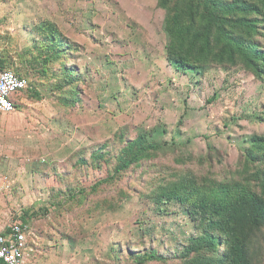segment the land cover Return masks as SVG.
<instances>
[{
	"label": "rangeland",
	"instance_id": "1",
	"mask_svg": "<svg viewBox=\"0 0 264 264\" xmlns=\"http://www.w3.org/2000/svg\"><path fill=\"white\" fill-rule=\"evenodd\" d=\"M167 16L157 0H0V59L39 95L31 90L16 113L0 114V230L30 212L24 264H134L145 251L160 258L148 264H185L199 220L156 195L153 182L175 172L256 189L242 154L264 137V84L239 66L176 71L166 60ZM46 25L71 51L43 67ZM62 65L79 80L71 105L53 85ZM155 130L156 144H174L70 203L66 183L91 167L78 160L94 153L95 175H109L126 142ZM247 250L251 264H264V229Z\"/></svg>",
	"mask_w": 264,
	"mask_h": 264
},
{
	"label": "trees",
	"instance_id": "2",
	"mask_svg": "<svg viewBox=\"0 0 264 264\" xmlns=\"http://www.w3.org/2000/svg\"><path fill=\"white\" fill-rule=\"evenodd\" d=\"M157 5L168 13L164 30L171 48L166 47V60L176 71L200 72L209 66H239L264 84V0H157ZM38 31L43 34L39 42L49 53L48 57L41 59L43 67L62 61L64 55L71 51L54 27L46 25ZM6 65V61L0 59V72L11 71L29 84L16 98L31 90H34V98H38L31 79L19 69H9ZM53 79L54 87L65 96L61 104L71 105L77 97V73L73 68L62 65ZM14 105L17 111L20 105L17 102ZM261 118L264 121V111ZM158 133L157 130L141 132L135 139L126 142L109 175L100 178L95 175L99 156L95 157L94 153L87 154V163L83 159L78 160L76 163H91V167L78 170L81 174L75 181L79 184L66 183L70 203H80L78 197L84 192L92 191L96 185H100V190L104 185L118 180L121 173L132 165L150 159L164 145L174 144L173 141L171 144L164 142L162 146L156 144L153 139ZM242 163L243 172L256 170L253 182L257 183V187H254L257 190L245 179L241 183L216 182L206 178L197 184L188 176L175 172L171 174L177 177L173 181L157 185L153 182L156 195L187 205L188 214L199 220L200 234L190 242L187 251L193 256L185 264H251L248 242L264 229L263 136L251 139L249 147L243 151ZM167 175L170 177V174ZM92 179L93 184L90 182ZM46 181L53 183L54 178H47ZM88 196L89 193L86 198ZM29 213L24 212L18 218L27 227ZM159 260L154 251H145L137 254L134 264Z\"/></svg>",
	"mask_w": 264,
	"mask_h": 264
},
{
	"label": "built area",
	"instance_id": "3",
	"mask_svg": "<svg viewBox=\"0 0 264 264\" xmlns=\"http://www.w3.org/2000/svg\"><path fill=\"white\" fill-rule=\"evenodd\" d=\"M25 79L19 78L11 71L0 72V114L7 115L16 112L14 102L16 97L28 88ZM6 181L0 183V190L6 186ZM28 227L20 221H11L0 230V263L24 264L27 257Z\"/></svg>",
	"mask_w": 264,
	"mask_h": 264
},
{
	"label": "crops",
	"instance_id": "4",
	"mask_svg": "<svg viewBox=\"0 0 264 264\" xmlns=\"http://www.w3.org/2000/svg\"><path fill=\"white\" fill-rule=\"evenodd\" d=\"M68 37H70V39H72V41H74V40H73V39H74V36H69V35H68ZM16 99H17V98H16ZM16 102L18 103V105H20V103H19L18 101H16ZM16 112H17V111H16ZM16 112H15V113H16ZM13 114H14V113H13ZM7 115H11V114H7ZM27 247H28V245H27Z\"/></svg>",
	"mask_w": 264,
	"mask_h": 264
}]
</instances>
